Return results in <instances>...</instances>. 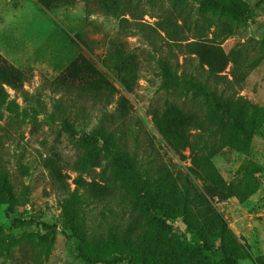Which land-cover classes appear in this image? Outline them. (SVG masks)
Wrapping results in <instances>:
<instances>
[{"label":"rangeland","instance_id":"374dc122","mask_svg":"<svg viewBox=\"0 0 264 264\" xmlns=\"http://www.w3.org/2000/svg\"><path fill=\"white\" fill-rule=\"evenodd\" d=\"M2 184L0 264H264V0H0Z\"/></svg>","mask_w":264,"mask_h":264},{"label":"trees","instance_id":"16d2710c","mask_svg":"<svg viewBox=\"0 0 264 264\" xmlns=\"http://www.w3.org/2000/svg\"><path fill=\"white\" fill-rule=\"evenodd\" d=\"M3 66H5V63H3ZM12 71H16L14 67L11 66ZM128 87V86H127ZM130 89V87H128ZM0 194L3 196H6L8 199L11 201L14 200V194L9 190V188L4 187V184L1 185L0 187ZM43 226H50L49 223L43 221L41 222ZM114 262V261H112Z\"/></svg>","mask_w":264,"mask_h":264}]
</instances>
